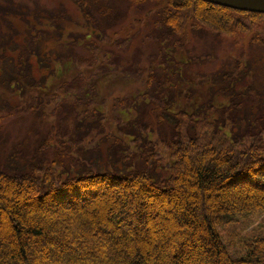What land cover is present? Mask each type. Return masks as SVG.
Segmentation results:
<instances>
[{
    "label": "trees",
    "instance_id": "1",
    "mask_svg": "<svg viewBox=\"0 0 264 264\" xmlns=\"http://www.w3.org/2000/svg\"><path fill=\"white\" fill-rule=\"evenodd\" d=\"M72 1L91 28L89 37L83 34L75 39L76 44L85 48L84 43L90 37L102 43L106 30L122 20L126 12L115 8L119 0ZM120 1L128 5L133 2L139 7L155 5L157 17L153 16L152 24L156 29L155 42L160 48L164 39L176 38L181 44L187 28L228 31L225 33L232 37L234 33L252 31L250 25L264 18V14L202 0ZM18 10L12 7L6 12L26 23L30 42L22 46L15 43L13 38L18 32H12L11 24V33L0 31V92L25 100L28 93L36 89L43 94L50 92L41 89L40 80L32 76V56L41 69H51L49 62L55 55L54 61L61 66L73 64L75 58L59 59L63 56L55 50L42 52V42L66 46V42L60 40L64 18L71 17L61 7L48 15L44 12L45 16L38 10L33 13ZM28 17L44 28H35ZM2 18L8 19L5 15ZM253 32L250 44L264 51V37ZM74 34L68 37L74 38ZM113 35L117 36L118 32ZM89 44L93 45L92 41ZM117 64L106 55L99 68L105 73ZM94 65L96 63H92ZM136 66L139 68V63ZM153 73L151 67L147 85L148 89L153 87L154 92L150 97L141 98L152 97L155 108L151 111H162L163 115L166 102L162 96L169 81L167 77L156 81ZM225 76L228 75L224 73L222 77ZM90 78L79 74L76 78L79 82L75 84L60 81L59 90L65 95L71 93L73 102H60L54 98L55 93L44 97L30 95L26 99V111L40 120L45 116L41 110L44 104H54L55 114L65 112L68 116L63 119H73L74 123H69V128L61 132L50 130L42 134L35 155L14 148L10 157L0 156V264H264V233L241 239L245 243L244 254L233 259L217 229L226 219L231 221L232 216L264 213V98L260 96V112L256 115L241 102L240 99L247 97L243 95L214 107L213 114L208 113L212 107L207 105L203 117L186 112L169 113L170 137L164 142L166 159L156 153L142 155L145 167H138L136 155H124L110 161L111 170L101 162V153L93 152L91 157L74 161L72 167L80 168L74 172L62 167L65 166L60 160L62 153L57 148L51 149L55 157L52 160L45 151L50 150L52 143L61 145L63 133L71 134L70 128L78 135L77 126L86 122L85 118L93 120V126H99L96 118L99 119L100 114L91 106L96 79ZM83 106L85 108L78 111V107ZM157 116L158 122L163 123L161 115ZM134 129L129 130L130 136L137 133ZM74 138H70V144L74 145L70 148L82 155L84 150ZM115 140L121 145L119 138ZM57 168L67 171L66 175L63 177ZM157 169H167L168 175L159 177ZM229 185L244 188L229 190ZM86 201L94 203L91 210L83 209ZM43 204L44 207L45 204L63 206L48 211L41 208ZM162 212L168 224L149 223L142 235L140 223ZM182 256L184 259L178 262ZM166 257H170L169 260H164ZM88 259L92 261L86 262Z\"/></svg>",
    "mask_w": 264,
    "mask_h": 264
},
{
    "label": "rangeland",
    "instance_id": "2",
    "mask_svg": "<svg viewBox=\"0 0 264 264\" xmlns=\"http://www.w3.org/2000/svg\"><path fill=\"white\" fill-rule=\"evenodd\" d=\"M154 6L143 4L139 7L133 2L128 5L120 0L117 1L115 8L118 11H126L124 18L117 21L111 29L106 30L107 35L102 43H96L95 37H90L84 43L85 48V45L76 44L75 39H80L83 34L88 36L91 28L86 25L78 6L72 0H0V31L11 33L9 32V24H11L14 30L12 32H18L13 40L20 46L29 45L27 25L17 16L7 13V9L14 7L30 13L38 10L45 16V13L48 15L61 7L62 11L71 17L70 19L64 18L63 35L60 40V42H66V46L56 47L55 42H42V52L50 53L49 50H55L58 55L63 56L59 59L66 56L75 58L73 64L61 66L54 61L55 55L49 62L51 69L39 68L35 57L30 58L31 74L40 80L41 89L50 90L47 94L36 89L28 93L25 100H21L18 95L5 91L0 92V156L10 157L15 151L14 148L35 155V148L42 134L50 130L61 132L69 128V123H74L73 119L68 121L63 119L65 115L68 116L65 112L55 114L54 104H44L41 110L45 116L40 120L26 111L25 102L30 95L36 96V94L42 97L55 95L57 97L54 98L60 102H73L74 97L70 92L66 96L64 91L62 93L59 90L60 81L68 80L75 84L79 82L76 79L79 74H83L85 79L89 77L93 81L96 79L95 92L91 93V106L100 114L101 120L96 118L99 128L96 125L93 126V120L85 118L86 122L82 121L84 124L80 122V126L76 125L78 135H75L70 128L71 134L63 133V140L59 139L61 145L52 143L50 150L45 151L47 157L52 160L55 157L51 149L52 147L57 148L62 153L60 160L65 165L62 167L74 172L80 169L72 167L75 165L74 161L82 157H91L90 153L94 155L93 152L101 153V162L111 170L113 168L110 167V161L114 162L115 157L121 158L124 155L127 157L136 155L135 160L138 162L136 165L138 167L144 166L142 155L149 156L156 153L166 159L168 154L164 142L170 137V114L186 112L203 117L207 105L212 107L208 113L213 114L214 107L228 104V99L238 98V95L249 97L240 100L245 102L255 115L258 114L260 112L259 100L261 97L264 98V51L259 46L250 44L249 41L254 33L253 30L264 37V18L256 20V25H250L252 31L234 33L235 36L232 35V37L225 33L228 31H206L204 28L193 31L186 27L183 43H177L176 38L164 39L160 48L154 38L156 29L153 28L152 19L153 16L157 17ZM4 15L8 19H3ZM28 19L35 28H44L43 25H38L32 17ZM42 21L44 22V19ZM115 31L118 32L117 36L113 35ZM77 32L81 34H76ZM71 33H75L74 38L68 37ZM91 41L93 45L89 44ZM70 43L72 45H69ZM106 55L117 61L118 66L104 73L99 67ZM137 62L139 68L136 66ZM92 63L96 65L92 66ZM151 67L156 81L161 82L165 77L169 81V86H165L162 96L166 102L165 112L163 115L162 111L158 112L163 118V123L158 122V113L151 111L155 107L152 97L148 98L154 92L153 87L148 89L147 85ZM224 73L228 76L222 77ZM143 95H148V97L143 99L141 98ZM84 108L85 106L78 107V111ZM133 128L137 133L130 136L129 130ZM71 137H75L77 144L82 146L84 150L82 155L74 153V150L70 148L74 146L73 143L70 144ZM116 137L122 141L121 145L116 142ZM64 142L68 147H63ZM56 170L63 177L66 175L67 171H62V168ZM156 171L159 177L168 175L167 169ZM235 187L244 188L239 185H229L227 188L230 190ZM93 204L87 202L82 206L84 210H91ZM45 205L44 207L43 204L41 208H46L48 211L58 210L63 206ZM70 208L73 209L74 206L71 205ZM165 217L166 215L162 212V214H155L149 220L143 221L140 223L142 226L140 233L142 235L145 233L149 223L168 224V219ZM230 218L231 221L226 219L217 229L228 255L230 258L237 259L244 254L245 243L241 239L254 233L257 235L264 233V213L235 215ZM198 241L201 242L200 239ZM192 252L198 255L197 250L193 249ZM169 258L166 257L164 260H169ZM183 259V256L180 257L178 262ZM89 261L92 259L86 262Z\"/></svg>",
    "mask_w": 264,
    "mask_h": 264
},
{
    "label": "water",
    "instance_id": "3",
    "mask_svg": "<svg viewBox=\"0 0 264 264\" xmlns=\"http://www.w3.org/2000/svg\"><path fill=\"white\" fill-rule=\"evenodd\" d=\"M234 10L264 14V0H202Z\"/></svg>",
    "mask_w": 264,
    "mask_h": 264
}]
</instances>
